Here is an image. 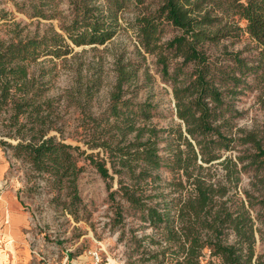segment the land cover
Returning <instances> with one entry per match:
<instances>
[{"label":"rangeland","instance_id":"rangeland-1","mask_svg":"<svg viewBox=\"0 0 264 264\" xmlns=\"http://www.w3.org/2000/svg\"><path fill=\"white\" fill-rule=\"evenodd\" d=\"M43 1L0 0V38L27 39L40 37L49 30L59 32L64 17L72 10V0H54L49 5H42ZM158 6L159 0H147L144 8L129 7L123 11L117 33L102 46L71 47L66 56L57 59L48 55L29 64L27 81L30 84L25 98L31 106L25 107L22 114L17 115L14 110L21 96L16 89L11 87L5 99L0 90V196L4 197H0V264H89L94 253L101 264H176L179 260L174 245L165 255L160 253L165 247L160 229L151 226L141 212L122 198L118 182L134 184L129 176L114 175L110 170L113 179L105 181L85 160L87 154L98 149L92 150L87 145L93 129L84 117L98 116L106 110L119 66L128 70L130 65L129 69L136 70V77L124 86L125 98L153 106L148 124L163 131L159 134V154L166 158L176 147V136L168 135L171 130L182 127L175 115L173 79L164 77L156 57L141 49L136 30L131 27L135 17ZM36 8L47 18L35 17ZM202 8L210 10V5L203 3ZM214 15L219 21L205 30H222V35L218 41L205 42L203 51L211 61L228 66H233L231 55L237 54L253 68L242 79L237 96L226 99L233 116L231 131L257 132L264 147L263 49L245 32V22L236 24L241 28L238 31L233 25L236 18L232 20L219 11L211 12ZM178 35L177 29L164 23L159 42L163 44ZM180 62L179 59L169 61V76H173ZM182 71L178 85L189 80L191 67ZM93 82L98 87L91 89L92 98L87 99L85 92ZM36 130L44 133V139L54 136L57 141L78 148L74 154L78 155L77 165L82 171L76 181V194L67 183L58 185L54 177L36 172L22 155L16 154L17 143L25 144L36 138ZM239 150L223 156L235 160ZM262 166L264 169V162ZM206 174L213 181L227 185L224 199L245 203L254 225L255 257L264 254V211L259 204L264 200V185L259 183L264 178V170L242 171L238 181L231 184L218 162L202 171L203 176ZM179 178V173L162 168L153 172L151 178L137 183L140 189L137 195L146 198L143 202L148 206H159V210L169 207L172 215L190 192L184 177L181 178L184 187L176 186ZM16 198L20 204L17 212ZM16 215L21 217L19 223ZM233 240L232 235L227 236L228 244ZM201 264L219 262L205 253Z\"/></svg>","mask_w":264,"mask_h":264},{"label":"trees","instance_id":"trees-1","mask_svg":"<svg viewBox=\"0 0 264 264\" xmlns=\"http://www.w3.org/2000/svg\"><path fill=\"white\" fill-rule=\"evenodd\" d=\"M53 1L44 0L42 5ZM146 1L72 0V10L64 17L59 32L49 30L40 37L27 39L0 38L2 97L7 98L9 89L14 87L21 95L14 110L17 115L22 114L25 107L31 106L25 98L30 84L29 64L48 55L57 59L66 56L71 47L104 45L117 33L122 12L129 7L144 8ZM203 3H208L210 10H202ZM217 11L232 20L236 18L232 24L238 31L241 28L236 24L245 22V32L264 52V0H159L154 11L135 17L131 27L136 30L141 49L156 57L164 77L173 79L175 115L182 127L168 135L176 136V147L166 158L159 154V134L163 131L148 124L153 106L125 98L124 86L136 77V70L129 69L130 65L128 70L119 66L106 110L98 116L84 117L93 129L87 145L92 150L98 149L87 154L85 160L105 181L113 179L110 170L114 175L129 176L134 184L125 185L119 180L118 191L131 208L142 213L145 221L160 229L165 243L162 255L175 246L179 254L176 264H201L205 253L219 264H264V254L255 257L254 225L245 203H230L224 199L227 185L213 181L210 174L202 175L214 162L223 166L230 184L238 181L242 171L264 170L262 138L254 131L233 133L232 110L226 102L241 91L242 79L253 68L237 54L231 55L233 66L217 64L202 49L205 42L218 41L222 35V30H205L219 21L217 15L211 16V12ZM34 16L47 18L37 8ZM164 23L177 29L180 35L160 44L159 32ZM173 59L181 62L173 70V76H169V61ZM187 66L191 67L189 80L178 85V77ZM96 87L98 84L93 82L86 90L87 99L92 98L91 89ZM43 134L36 130V138L25 144L17 143L16 154L22 155L36 172L54 177L58 185L67 183L76 194V181L82 171L77 165L78 155L74 154L78 148L57 141L54 136L44 139ZM237 148L240 150L235 160L223 156ZM162 168L180 174L178 188L184 187L181 179L184 177L190 189L188 197L181 200L172 215L169 207L159 210V206H148L143 202L147 199L137 195L140 190L137 183L151 178L153 172ZM259 183L264 185V178ZM259 204L264 211V200ZM229 235L234 237L231 244L227 243Z\"/></svg>","mask_w":264,"mask_h":264},{"label":"built area","instance_id":"built-area-1","mask_svg":"<svg viewBox=\"0 0 264 264\" xmlns=\"http://www.w3.org/2000/svg\"><path fill=\"white\" fill-rule=\"evenodd\" d=\"M89 264H101V261L99 259V256L97 254H93L91 256V262Z\"/></svg>","mask_w":264,"mask_h":264},{"label":"crops","instance_id":"crops-1","mask_svg":"<svg viewBox=\"0 0 264 264\" xmlns=\"http://www.w3.org/2000/svg\"><path fill=\"white\" fill-rule=\"evenodd\" d=\"M0 197H3V196H0ZM3 198H4V197H3ZM16 203H17V205H18V207L16 206V212H17V211L19 210V207H20V204L18 203L17 198H16ZM16 216H18V215H16ZM18 217H19V219H18V223H19L21 217H20V216H18ZM21 226H22V225L19 226V230H20Z\"/></svg>","mask_w":264,"mask_h":264}]
</instances>
